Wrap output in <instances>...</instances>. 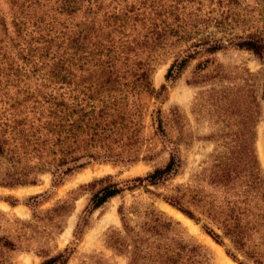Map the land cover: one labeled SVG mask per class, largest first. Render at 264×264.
<instances>
[{"label":"trees","instance_id":"1","mask_svg":"<svg viewBox=\"0 0 264 264\" xmlns=\"http://www.w3.org/2000/svg\"><path fill=\"white\" fill-rule=\"evenodd\" d=\"M252 9L258 16L249 20ZM263 10L264 0H0V186L33 185L46 172L56 186L91 162L137 161L142 96L164 90L163 84L158 91L152 87L154 66L170 56L163 78L173 82L196 56L234 48L262 59L257 23ZM237 98L243 114L239 126L225 132L224 150L207 156L192 183L176 184L160 197L237 264H264V177L253 147L258 110L248 95ZM150 117L165 137L161 110ZM180 164L174 149L143 176L113 180L107 174L86 183L98 187L74 224L73 238L108 199L163 184ZM42 197H28L32 217L39 218ZM70 211L63 201L44 214L51 220ZM116 212L120 226L108 229L104 244L125 264H198L196 248L161 212L123 203ZM71 251L66 246L39 264H65ZM81 264L104 263L97 258Z\"/></svg>","mask_w":264,"mask_h":264},{"label":"rangeland","instance_id":"2","mask_svg":"<svg viewBox=\"0 0 264 264\" xmlns=\"http://www.w3.org/2000/svg\"><path fill=\"white\" fill-rule=\"evenodd\" d=\"M247 15L249 20H253L258 16L257 9L250 10ZM257 24L262 26L264 36V19ZM205 58L210 61L204 67H198L197 64ZM170 60L171 57L167 56L159 61L150 76L154 90L158 91L161 84L164 90L157 97L142 96L137 161L126 165L91 162L56 186L51 185L47 172L38 175L33 185L0 186V264H39L66 246L71 247L72 251L65 264H81L97 258L104 264H125L122 255L104 244L108 229L120 226L116 208L121 203L140 209L154 208L176 222L180 238L199 253L198 264H237L199 225L184 215L191 224L176 217L173 211L180 212L166 204L160 194H168L176 184L192 183L193 174L204 166L207 156L211 152L224 150L225 132L234 131L243 114L237 98L239 93L248 95L258 110L253 128V147L259 172L264 177V161H261L258 148L261 139L264 149V102L261 98L264 57L259 60L247 50L234 48L208 56H196L176 80L168 82L163 75ZM210 90L214 92L210 94ZM224 95L226 99L222 98ZM156 108L161 110L165 137L158 134L151 124L150 113ZM174 149L181 160L174 177L163 184L148 185L146 189L124 190L120 195L108 199L90 213L80 237L77 240L73 238L74 224L90 192L98 187V184L92 188L85 187L86 183L107 174L113 180L143 176L154 167L163 165L169 152ZM31 186L41 188L34 193H19L24 187ZM38 193L44 194V197L37 199L36 215L39 218H36L32 217L31 201L27 199ZM63 201L70 202L71 211L62 218L56 216L47 220L45 211Z\"/></svg>","mask_w":264,"mask_h":264},{"label":"bare ground","instance_id":"3","mask_svg":"<svg viewBox=\"0 0 264 264\" xmlns=\"http://www.w3.org/2000/svg\"><path fill=\"white\" fill-rule=\"evenodd\" d=\"M258 148H259V156L261 158V161H264V149H263V146H262V141L261 139H259V142H258ZM41 187H38V186H31V187H24L22 189V191H20L19 193H34V192H37L40 190ZM167 207V206H166ZM167 210L170 211L171 209L169 207H167ZM171 212V211H170ZM173 213H175L176 217L184 220L187 224H191L190 221L188 219H186L182 214L178 213V212H175L173 211ZM219 256V254H218ZM229 261V260H228ZM230 263V262H229ZM235 264V263H233Z\"/></svg>","mask_w":264,"mask_h":264}]
</instances>
